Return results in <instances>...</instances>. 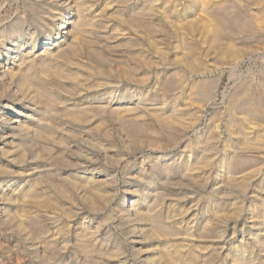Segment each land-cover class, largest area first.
<instances>
[{
    "label": "rangeland",
    "instance_id": "374dc122",
    "mask_svg": "<svg viewBox=\"0 0 264 264\" xmlns=\"http://www.w3.org/2000/svg\"><path fill=\"white\" fill-rule=\"evenodd\" d=\"M0 63V264H264V0H0Z\"/></svg>",
    "mask_w": 264,
    "mask_h": 264
},
{
    "label": "bare ground",
    "instance_id": "6f19581e",
    "mask_svg": "<svg viewBox=\"0 0 264 264\" xmlns=\"http://www.w3.org/2000/svg\"><path fill=\"white\" fill-rule=\"evenodd\" d=\"M54 1V0H53ZM42 2V1H41ZM44 3V2H43ZM31 4V3H30ZM68 5V4H67ZM35 12V11H34ZM66 23H69V20L68 21H66V20H64V22H62V23H59V25H58V30H57V32H56V34L54 35V36H52L49 40H47L46 42H45V44H50L52 41V38H54V39H57V38H59L61 35H60V33L58 32L59 30H62V29H64V28H66L67 26H66ZM11 37H13V36H11ZM11 39V38H10ZM13 40V39H12ZM12 42V41H11ZM11 49V48H10ZM16 52V51H15ZM0 68H2V65H1V63H0ZM256 100V99H255ZM22 112V111H21ZM24 114V113H23ZM22 114V115H23ZM27 114V113H26ZM22 122V121H21ZM12 125V124H11ZM1 140V139H0ZM247 150V149H246ZM248 153V152H247ZM223 182V181H222ZM220 183V182H219ZM193 184V183H192ZM223 186H225L226 188H228V187H241V188H244V184H238L237 182H235V181H233L231 178L230 179H228V180H225L223 183ZM218 185V184H217ZM262 186V185H261ZM261 188H264V187H261ZM225 189V188H224ZM220 190H222V188L220 189ZM222 192H223V190H222ZM95 261V260H94ZM97 261V260H96Z\"/></svg>",
    "mask_w": 264,
    "mask_h": 264
}]
</instances>
